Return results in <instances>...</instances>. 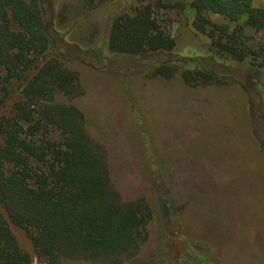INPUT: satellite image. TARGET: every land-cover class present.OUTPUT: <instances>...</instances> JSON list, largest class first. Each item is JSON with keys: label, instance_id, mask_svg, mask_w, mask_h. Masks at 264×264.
Masks as SVG:
<instances>
[{"label": "trees", "instance_id": "trees-1", "mask_svg": "<svg viewBox=\"0 0 264 264\" xmlns=\"http://www.w3.org/2000/svg\"><path fill=\"white\" fill-rule=\"evenodd\" d=\"M108 1L81 3L91 11ZM254 2L192 0L193 29L208 39L205 57H181L176 37L160 18L162 10L184 9L181 0H153L117 13L107 32L108 53L175 55L157 62L148 75L172 79L180 74L193 88L231 80L206 67L201 60L207 58L222 66L238 64L258 83L264 37L256 34L264 30V8ZM50 26L45 0H0V264L33 262L15 230L26 235L45 264L132 262L149 239L153 207L144 196L123 199L111 180L105 147L88 132L84 112L65 101L82 96L84 87L68 62L71 54L56 43ZM62 37L67 41V34ZM144 143L149 152L146 135ZM152 160L153 171H160ZM166 236L186 243L180 228ZM170 252L164 242L149 260L179 264Z\"/></svg>", "mask_w": 264, "mask_h": 264}, {"label": "rangeland", "instance_id": "rangeland-1", "mask_svg": "<svg viewBox=\"0 0 264 264\" xmlns=\"http://www.w3.org/2000/svg\"><path fill=\"white\" fill-rule=\"evenodd\" d=\"M151 1L110 0L85 11L81 0H45L52 35L71 54L68 62L84 87L82 96L65 101L84 112L88 132L105 147L111 180L123 199L144 196L153 207L149 239L126 263L154 264L149 259L165 242L170 259L179 264H264V71L257 83L242 66L207 58L201 60L206 67L231 80L193 88L180 74L148 75L157 62L175 55L108 53L113 17ZM181 1L184 9L162 10L160 18L176 37L181 57H205L208 39L193 29L192 0ZM254 5L264 8V0ZM262 37L264 30L256 34ZM150 159L160 171H153ZM174 227L186 235V243L177 236L167 240ZM15 232L33 255L32 264H45L26 235Z\"/></svg>", "mask_w": 264, "mask_h": 264}]
</instances>
